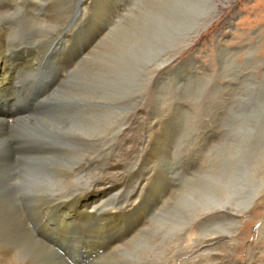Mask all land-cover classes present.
Wrapping results in <instances>:
<instances>
[{
    "label": "rangeland",
    "instance_id": "374dc122",
    "mask_svg": "<svg viewBox=\"0 0 264 264\" xmlns=\"http://www.w3.org/2000/svg\"><path fill=\"white\" fill-rule=\"evenodd\" d=\"M44 1L46 3L43 0H12L11 2L15 10L14 14L23 19L26 16L25 9L28 10L29 7L38 8L36 18L43 17L47 8L56 0ZM105 1L115 0H96L93 10L100 8ZM212 1L220 8L219 14H215L217 17L207 21L204 30L195 36L191 44L180 48L182 34L188 31V27L182 22L172 27L171 23L164 20L170 9L167 4L171 2L173 10L177 7L182 11L185 8L189 9L190 16L200 18L206 3L212 4ZM121 4L123 8L118 12L120 16L116 18L112 34L94 56L88 59L91 62L96 60L95 67H100L96 75L97 80L103 81L98 84L100 89L93 90L90 87L91 78H88L90 75L88 76L89 73L86 72L87 65L84 66L85 68L74 70L66 80L58 83L62 85L57 88L58 90L56 89L57 92L55 91L53 96L52 103H55H53L55 108L50 107L40 112L32 110L30 113L17 116H30V119L19 123L27 129V132H22L23 136L32 138L33 133H29L31 129H47V135L51 134L47 137L48 143L57 142L64 149L71 148L80 152L83 144L75 138V134L83 132L82 137L86 138L88 133L95 135L97 132L98 137H102L97 146L102 145L105 148L101 147L100 150L97 147L99 153L106 151L105 154L109 152L110 156L126 159L125 147L128 144L123 143V145L121 141L124 129L132 130L127 136L130 137L132 149L141 138V131L138 129H160L163 136L159 135L158 140L161 141H158L157 145L159 146L165 139L170 141L173 153L170 150L167 160H179L181 167L185 165L180 171L182 181L185 175H193L198 179L208 172L209 175L224 172V175L227 173L228 177L233 179L246 177L242 181L243 186L247 187L243 191L247 193L246 195L248 190L251 191L248 185L250 180L254 182V189L262 192L264 190V0H236L231 4L228 0H196L194 3H190L189 0H122ZM214 8L215 6L212 9ZM215 11H218L217 7ZM78 13L68 20L67 24L70 22L68 25L72 24V21L73 26L82 22L83 15ZM61 16L63 15H60V19L63 20ZM157 18L161 29L159 37L152 32ZM29 20L33 22L25 20L20 23L18 30L22 41H27L28 47H32L33 43L42 46L44 43V46L50 43L51 22ZM82 26L85 28L84 37L96 31L94 22L89 21ZM82 26H76L73 30H79L78 28ZM56 33L58 32L53 33L51 38ZM82 38L83 36L81 41L86 39ZM62 42L56 41L53 44L54 48L59 49V53L62 52L60 58L57 57L58 61L67 56L69 52L67 48H70L68 42L66 43L68 45L65 41ZM164 62L166 64H163ZM22 74L25 73L22 71L16 73L18 75L16 78L19 79H14L12 86L0 94V103H2L0 117H6L9 122H13L12 120L17 117L10 118L7 114L10 109L5 105L11 104L18 96L17 93L25 96L29 92L37 91L41 84L37 76L33 75L31 77L33 79L28 81L22 79L24 77ZM108 77L110 90L107 93L104 91ZM42 81H44L42 84L49 81L50 85V79H42ZM85 82L87 85L84 84ZM14 84L18 86L15 87ZM71 103L79 105L71 107ZM80 109L82 111L78 112ZM167 129H172L176 137L171 140L164 137ZM66 132H74L72 138L65 136ZM108 140L112 146L108 144ZM113 142L116 145H113ZM76 154L78 153H72L69 159ZM57 159L59 161L55 160L56 163L68 166L65 163L66 157L61 156ZM188 162L192 164L190 169L187 168ZM56 163L52 168L44 171L41 181L42 186L50 190L61 188L58 187L61 184L55 180L58 167ZM223 165L225 168L222 171ZM232 165L235 167H231ZM229 169L234 172L231 171V174ZM255 169L256 175L251 171ZM20 171L21 167L18 165L16 174L18 178L21 176ZM15 194L16 201L20 204L17 214L23 222L33 225L30 224V220L37 215L41 200L34 202L32 199L24 198L20 192ZM60 194L65 195L67 191ZM257 198L250 209L239 216L237 223L227 218L210 230L222 235L233 234L235 249L230 252V257L234 260L233 264H264V194L260 193ZM174 206L182 208L181 213H184V205L181 201H176L170 208ZM50 217L54 218V215L50 214ZM182 220H185L184 216ZM195 228L197 229V226ZM41 229L38 227L36 233ZM52 232H47L45 235L65 241L68 244H65V249L76 258L73 251L81 247L80 242L83 244L76 232L71 228H63L59 234ZM160 234L158 239L162 238ZM180 237L178 245L181 251H177L179 254L167 264H185L186 261L190 264H211L209 257L212 252L224 247V243H221L218 244L219 247L215 244L209 246L211 248L199 249L198 244L190 241V237H200L194 230L182 232ZM152 238L154 242L157 240L154 233ZM85 250L82 248L81 252ZM15 251L19 252L18 249Z\"/></svg>",
    "mask_w": 264,
    "mask_h": 264
},
{
    "label": "bare ground",
    "instance_id": "6f19581e",
    "mask_svg": "<svg viewBox=\"0 0 264 264\" xmlns=\"http://www.w3.org/2000/svg\"><path fill=\"white\" fill-rule=\"evenodd\" d=\"M11 1L0 0V94L12 86L14 79H19L16 78L18 76L16 73L20 71L25 73L22 74L24 77L20 76L24 80L30 81L34 75L37 76V80H41L39 81L41 84L44 83L42 79H50V85L49 81L40 84L39 87L36 86L37 91L35 89V92H29L25 96L17 93L18 96L12 98L11 104H4L10 109L7 113L10 118L30 113L32 110L40 112L50 107L55 108V103H52L53 96L57 92L56 89L62 85L58 83L66 80L74 70L77 71L76 69L79 70L86 65V72L89 73L88 76L90 75L88 78H91L90 87L93 90L100 89L98 84L103 81L96 78L100 67H95L96 60L91 62L88 59L94 56L112 34L116 18L120 16L118 12L123 8L122 0L105 1L97 10H93L96 0H68L65 6L66 0H56L47 8L43 17H35L38 8L27 7L23 19L14 14ZM195 1L189 0L190 3ZM232 1L236 0H228V3L231 4ZM43 2L46 3L44 0ZM167 5L170 9L164 20L171 23L172 27L181 22L188 27L187 32L183 31L185 33L182 34L180 48L191 44L195 36L204 30L207 21L217 17L220 11L218 4L212 1V4L206 3L202 16L196 18L190 16L189 9L185 8L182 11L177 7L173 10L171 2ZM213 6L217 7L218 11H215V8L213 10ZM78 12L83 15L82 22L73 26L72 21L70 24L72 26L68 25L70 23L67 24L68 20ZM60 15H63L61 16L63 20L60 19ZM29 19L51 22L52 32L49 36L51 40L46 46L45 43L43 46L33 43L32 47H28L26 45L28 42L22 41L19 26L21 21L33 22ZM89 21L94 22L96 31L84 37L85 28L82 25ZM158 24L157 18L152 32L159 37L161 29ZM76 26L82 27L75 31L73 29ZM56 31L58 33L51 38ZM81 36L86 39L82 38L81 41ZM56 41H65V44L68 42L70 45V48H67L69 51L67 56L60 61L57 57L62 52L59 53V49L54 48L53 44ZM106 81V90L104 91L103 87L101 89L108 93L110 78ZM84 84L87 85L86 82ZM76 105L79 104H70L71 107ZM81 111L82 109L78 112ZM25 116L17 117L12 120L13 122H9L4 116L0 117V264H167L179 254L177 251H181L178 245L180 234L187 230H194L200 236L190 237V241L198 244L199 249L224 243L223 248L213 251L210 255L211 264H233L234 260L230 257V252L235 249L233 234L222 235L210 230L227 218L237 223L239 216L250 209L258 195L264 194V190L260 192L254 189L252 180L248 184L251 187L248 195L243 193L247 189L242 182L246 177L238 179L235 176L236 179H233L229 178L227 173L224 175V172L210 175L208 172L204 176L199 174L201 177L198 179L193 175H185L182 181L180 171L185 163L181 167L179 160H167L172 147L170 141L166 139L157 145L158 141H161L158 140L162 135L160 129H138L141 131V138L134 145V150L130 137H127L132 130L124 129L120 137L122 144H128L125 147L127 157L119 159L118 156L108 155L109 152L107 155L106 151L100 152L102 155L98 152L97 145L102 137L99 138L97 132L95 135L88 133L86 138L82 137L83 132L75 134V138L83 144L80 152L71 148L64 149L57 142L48 143L47 137L51 134L47 135V129H31L29 133H33L34 136L25 138L22 132H27V129L19 124L30 119V116ZM73 133L66 132L65 136L72 138ZM164 137L171 140L176 136L172 129H167ZM113 145L116 144L113 142ZM101 147L104 148L102 145ZM101 147L98 148L101 150ZM72 153L78 154L69 159ZM61 156L66 157L65 163L68 166L56 163L55 160L59 161L57 157ZM54 163L58 164L55 180L61 184L58 186L61 188L50 190L43 187L41 181L44 171L52 168ZM18 165L21 167L20 178L16 176ZM191 167L192 164L188 162L187 168ZM221 168L223 171L225 165ZM231 171L234 172L230 170V173ZM251 171L256 175V169ZM64 191H67V194H60ZM18 192L34 202L41 200L37 215L30 220V224H33L31 226L27 221L23 222L17 214L20 204L16 201L15 193ZM176 201L182 202L184 213H181L182 208L177 206L170 208ZM50 214H53L54 218L50 217ZM189 215L194 217H188ZM182 216L186 221L182 220ZM35 226L42 228L43 232L41 229L36 233ZM63 228L73 229L77 237L83 241V244L80 242L81 247L73 251L76 258L65 249L67 244L65 241L45 235L50 231L59 234ZM153 233L157 238L155 242L152 238ZM159 234L162 237L160 239ZM82 248L86 250L81 252ZM16 249L19 252L16 253ZM185 264L190 263L186 261Z\"/></svg>",
    "mask_w": 264,
    "mask_h": 264
}]
</instances>
